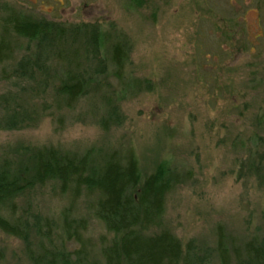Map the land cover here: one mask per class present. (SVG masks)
Listing matches in <instances>:
<instances>
[{"label": "rangeland", "instance_id": "rangeland-1", "mask_svg": "<svg viewBox=\"0 0 264 264\" xmlns=\"http://www.w3.org/2000/svg\"><path fill=\"white\" fill-rule=\"evenodd\" d=\"M8 9L36 21L95 25L112 39L118 34L129 63L126 84L111 77L110 65V87L93 89L76 111H63V126L51 109L31 127L0 131L1 162L25 166L46 147L133 152L145 176L170 164L174 190L166 227L184 244L214 247L222 226L243 242L264 227V180L252 169L263 160L264 174V0H0V12ZM6 39L15 56L0 64V96L27 91L33 105V83L1 78L28 45L13 34ZM109 99L124 123L103 129L99 121ZM28 199L47 217L67 202L50 186H37L21 198L23 205ZM85 201L79 210L89 221L86 239L94 256L101 239L111 237ZM0 252L1 264H31L25 245L1 231Z\"/></svg>", "mask_w": 264, "mask_h": 264}, {"label": "trees", "instance_id": "trees-1", "mask_svg": "<svg viewBox=\"0 0 264 264\" xmlns=\"http://www.w3.org/2000/svg\"><path fill=\"white\" fill-rule=\"evenodd\" d=\"M1 31L0 64L4 66L15 56L6 39L9 34L28 43L17 63L1 71V78L33 83L36 88L29 93L33 105L24 97L27 91L11 90L0 96V131L31 127L40 113L51 109L58 111V125L63 126V111H76L93 89L97 94L98 89L110 87L105 78L111 75L110 65L115 69L111 77L126 84L123 73L129 51L118 34L112 39L95 25L36 21L10 9L0 12ZM81 58L86 59L85 65L80 64ZM47 93L53 94L49 100ZM107 101L100 126L121 127L120 107ZM262 161L252 165L260 183ZM37 186H50L56 196L67 200L60 213L47 217L29 199L23 205L21 198ZM173 190L169 163L145 176L133 152L124 156L94 146L79 152L46 147L35 151L25 166L0 161V231L25 245L31 264H264V227L243 242L231 238L222 226L216 230L214 247L200 248L193 241L184 244L166 227L167 201ZM82 198L86 210L111 237L101 239L94 256L86 239L89 221L80 216ZM3 259L0 252V264Z\"/></svg>", "mask_w": 264, "mask_h": 264}]
</instances>
